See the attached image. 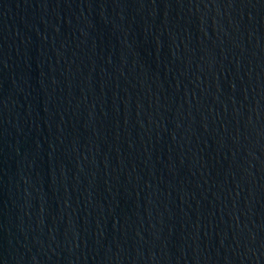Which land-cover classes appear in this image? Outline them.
Returning a JSON list of instances; mask_svg holds the SVG:
<instances>
[{"label": "water", "instance_id": "obj_1", "mask_svg": "<svg viewBox=\"0 0 264 264\" xmlns=\"http://www.w3.org/2000/svg\"><path fill=\"white\" fill-rule=\"evenodd\" d=\"M0 264H264V0H0Z\"/></svg>", "mask_w": 264, "mask_h": 264}]
</instances>
